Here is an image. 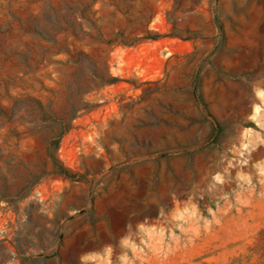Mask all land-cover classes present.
Wrapping results in <instances>:
<instances>
[{
  "label": "rangeland",
  "instance_id": "374dc122",
  "mask_svg": "<svg viewBox=\"0 0 264 264\" xmlns=\"http://www.w3.org/2000/svg\"><path fill=\"white\" fill-rule=\"evenodd\" d=\"M0 264H264V0H0Z\"/></svg>",
  "mask_w": 264,
  "mask_h": 264
},
{
  "label": "trees",
  "instance_id": "16d2710c",
  "mask_svg": "<svg viewBox=\"0 0 264 264\" xmlns=\"http://www.w3.org/2000/svg\"><path fill=\"white\" fill-rule=\"evenodd\" d=\"M64 172V169L61 170V173Z\"/></svg>",
  "mask_w": 264,
  "mask_h": 264
}]
</instances>
